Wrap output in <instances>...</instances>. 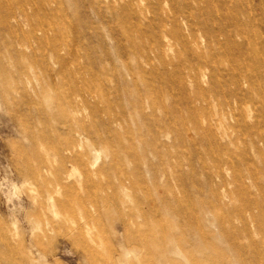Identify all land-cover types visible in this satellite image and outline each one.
<instances>
[{"label":"rangeland","instance_id":"rangeland-1","mask_svg":"<svg viewBox=\"0 0 264 264\" xmlns=\"http://www.w3.org/2000/svg\"><path fill=\"white\" fill-rule=\"evenodd\" d=\"M192 2L205 11L207 3ZM253 2L256 5L262 3L264 7V0ZM61 3L64 12L60 15V22L49 27V44L40 46L34 43L31 48L37 58L7 60L5 57L1 61L7 68L8 77L13 78V85L15 83L21 90L25 87L27 92L26 97L20 91L14 94L18 95L19 104L17 108H9L1 102L0 90V229L8 227L16 234L14 239L23 242L33 232H39L41 227L68 214L58 204L68 201L73 209V227L77 228L86 223L83 202L90 209L99 207L95 215L100 218L106 233L98 238L97 249L104 255L97 260L86 259L79 241L75 239L71 244L64 237L66 232L75 235L70 228H66L60 231L58 239L47 246L50 261L41 258L37 259L38 264H173L172 260L178 258H182L181 264H192L193 260L201 261L200 264H212L209 259L216 253H221L225 261L233 262L231 235L234 226L241 227L234 215L238 216L245 203L256 197L258 192L253 181H247L244 192L235 191L234 185L227 183L231 180L228 175H218L215 163L220 156L225 160L235 155L246 165L248 159L253 158V152L246 148L251 146V141L259 140L257 134L247 135L245 131L232 130V119L229 115L224 117L219 107L215 106L211 108L213 116L210 123L216 138L212 144L208 142L210 140L205 136L206 132L200 129L204 126L202 113H195L189 104V99L198 90L192 78L194 68L198 66L196 52L201 50H190L185 42L176 41L170 26L169 34L162 33L161 25L170 15L164 0H153L146 5L127 1L124 5L123 0H61ZM101 6L105 7L99 13L97 9ZM135 8L142 13L134 11ZM258 14L262 15L260 11ZM38 16L32 14L29 24L24 26L26 37L32 33L42 34L41 22L47 15L40 13ZM72 21L80 23L83 37L81 41L72 42L62 50L65 45L63 40L74 36L70 27ZM213 24L210 26L213 27ZM261 28L264 30V27ZM184 33L189 35L188 32ZM203 36H198L201 48L205 47ZM2 43L4 41L0 38V55H6L8 53L5 54ZM78 45H85L91 53L84 70L89 73L96 71L105 77L106 85L103 88L107 90L101 91L99 122L103 125L114 117L113 129L124 144V149L118 153L121 158L118 161L101 149L94 152L95 148L85 140L83 148L89 152L86 162L95 161L93 169L106 168L104 174L92 176L91 183L87 182L78 166L71 167L66 154L60 150L66 132L59 110L60 98L68 88L69 71L66 67L54 65L53 73H48L42 67L44 61L52 62L55 54H61L69 63V69L76 70L71 61L78 52ZM140 53L146 56V60H137L136 54ZM203 55L210 61L216 60L218 56L211 50L203 52ZM138 61L147 70L143 77L138 74L134 80L125 65L129 63L134 67ZM201 86L208 88L207 80ZM57 91L60 92L58 95ZM140 91L151 96L150 102L160 96L165 109L158 111L156 117L148 116L145 120L134 104L135 96ZM28 103H31V107ZM146 112L151 114V111ZM157 128L166 132L156 140L159 142V155H154L151 150L155 139L154 130ZM260 130H264V127ZM189 141L196 142L193 144ZM109 142L116 145L115 141ZM142 157L153 162L155 170L165 174L157 188L159 194L172 189L182 199L185 208L180 210L176 205L163 208L164 204L158 202L160 213L150 211L148 216L146 211L155 206L154 202L147 200L141 186L135 189L126 180L128 190L118 197L127 210L133 213V220L142 224L141 231L146 232L148 226L153 227V219H156L170 229L169 234L173 238L167 240L163 234L155 233L159 243L145 240L138 245H123V255L125 252L130 254L127 259L125 255L122 259L117 254L110 253L108 256L106 252H111L113 246H121L115 240V232L123 234L118 227L122 217L120 210L108 197L114 196L117 186L125 181V175L121 174L119 168L125 174L132 173L134 163ZM164 159L171 166L163 168ZM176 164L180 168H176ZM34 167H48L50 170L40 180L22 174ZM63 167L68 172L60 182L58 171ZM142 171L150 182L146 167ZM244 172L248 170L244 169ZM177 175L181 179L180 183L175 180ZM182 184L183 190L180 189ZM43 186L54 192L53 199L42 195ZM215 193H219L218 197ZM219 204L223 205V210ZM202 207L212 208L215 217L219 214L233 216L228 222L215 221L214 225L203 220L201 223L211 233L210 238L204 241L190 231L192 228L181 214ZM261 211L264 212V205ZM257 214L261 215L260 212ZM213 215H210V219H215ZM175 245L181 248L180 251L175 250Z\"/></svg>","mask_w":264,"mask_h":264},{"label":"bare ground","instance_id":"bare-ground-1","mask_svg":"<svg viewBox=\"0 0 264 264\" xmlns=\"http://www.w3.org/2000/svg\"><path fill=\"white\" fill-rule=\"evenodd\" d=\"M123 1H125L124 5L127 3H144L146 5L153 0ZM155 1L159 2V0ZM164 1L169 7L170 12H168L170 15L161 25L162 33L167 34L170 26L172 36L176 41L185 42L190 50L191 48L201 50L199 53L196 52L198 66H195L192 78L198 90L189 99V104L195 113H202L204 126H201L200 129L206 132L205 136L210 140L208 142L212 144L216 138V134L213 133V126L210 123L213 116L211 108L215 106L219 107L224 117L229 115L232 119V130L245 131L247 135L256 133L257 138H259L258 141H251V146L246 148L247 151L250 149L253 152V158L248 159L246 165L242 164L241 160L235 155H231L225 160L222 156L217 158L215 168L218 175H228L231 180L227 183L234 185L235 191L244 192L247 181H253L258 194L245 203L243 211L237 213L238 216L234 215V218L238 219L241 224V227L234 226L235 229L231 235L234 261H225L221 253H216L217 255L209 260L212 264H264V212L261 211L264 205V130H260L261 127H264V30L261 28L264 27L263 4L256 5L253 2L254 0H196L207 3L205 11H203L200 6L193 4L192 0ZM104 7H99L97 11L101 13ZM134 11L139 12L136 8ZM258 11L262 15H259ZM63 12L64 8L61 0H0V38L4 41L2 47L5 49V54L8 53L0 55V90L2 92V100H0L7 107L17 108L19 104L17 102L18 95L14 94H18L20 91L26 97L27 91L25 87L21 90L20 87L15 86V83L13 85V78L8 77L7 68L5 69V65L1 61L5 57L7 60H21L25 57L37 58L32 53L33 44L38 43L40 46L49 44L50 39L47 35L49 27L60 22V15ZM40 13L47 15V18L42 19L41 22L43 24L42 34L32 33V35L26 37L23 32L24 26L29 24L32 14L40 16ZM211 21L214 23L213 27L210 26ZM80 26L78 21L70 22L74 36L72 38L66 37L63 40L65 45L62 50H65L67 45L72 42L81 41L83 34L80 32ZM184 32H188L189 35H185ZM200 34L204 35V48H201L198 43ZM28 49L31 50V53H28L30 50L26 52ZM208 50L218 54L216 60L210 61L203 55V52ZM90 54V50L85 45L84 47L78 45V52L71 61L76 70L69 69V63L61 54H55V57L51 59L52 62L44 61L42 63L43 69L48 73H53L54 65L66 67L65 69L69 71V85L60 98L61 121L66 128L65 135L61 140L64 143L61 145L60 150L66 154L65 156L72 164V168L78 166L82 170L88 183H91L92 176L104 174L106 168L93 169L95 161L86 162L89 152L83 148L85 140H88L86 142L95 148L93 149L94 152H96V149H101L118 161L121 159L118 153L124 149L123 142L117 138L115 129H113L115 118H109L103 125L99 122L98 116L100 102L102 101L101 91L107 90V88H103L106 85L105 77L99 72L91 71L89 73L84 70L85 64L90 61ZM136 56L139 61L146 60V56L141 55V53L136 54ZM139 61L134 67L129 63L125 65L126 71L134 80L138 74L142 77L146 74L147 69ZM1 67H4V69H1ZM20 80L23 81V79ZM205 80H207L208 88H202L201 86ZM145 91H140L135 96L134 104L137 112L147 120L148 116L153 117L158 111L162 112L165 109V104L160 96L154 97L150 102L151 96L144 95ZM59 93L57 91V95ZM28 104L31 107V103ZM147 110L151 111V114L148 115ZM165 132L166 130L162 128L154 130L155 139L151 150L154 155H159V142L156 140L162 137ZM109 141H115L116 145ZM189 142L195 144L196 141ZM166 166L171 165L164 159L162 167L165 168ZM174 166L180 168L179 164ZM144 167H146V175L151 177L150 182L146 180L145 172L142 171ZM155 168L153 162H150L146 157H142L134 163L132 173L125 174L119 168L121 174L125 175V181L117 186L116 194L108 198L120 210L122 217H120L118 227L123 231V234L120 235L118 231L115 232V240L117 239L121 246H113L111 252H106L108 256H110V253L117 254L119 259H122L124 257L123 245H138L145 240L159 243L155 233L163 234V238L165 237L167 240L173 238L169 234L170 229L165 228V224L156 219H153V227L148 226L146 232L141 231L140 225L142 224L133 220V213L131 210H127L118 197L119 194L124 195L127 192V180L129 185L135 189L141 186L146 192L147 200L154 202L155 206L146 211L148 216L150 211L154 214L160 213L158 202L164 204L163 208L175 205L180 207V210L185 208L182 199L172 189L159 194L157 188L162 183L165 174L155 170ZM244 169H247L248 172H244ZM49 170L48 167H34L22 174L40 180L44 177V173ZM67 172L68 170L64 167L58 171L60 182L65 179L64 176ZM175 180L178 183L181 181L178 175ZM183 188L182 184L180 189L183 190ZM53 193L46 186L42 187L43 196L53 199ZM215 195L218 197L219 193H215ZM81 203L86 223L77 228L73 227V209L70 201L58 202L59 206L68 214L63 215L56 222H50L41 227L39 232H33L23 242H17V239H14L16 234L8 227H2L0 229V264H38L37 259L41 258L49 262L50 255L47 246L56 238L58 239L60 231L66 228H70L75 235L66 232L67 235L64 237L68 238L71 244L77 239L86 259L97 260L99 256H103L104 253L97 249L98 238L106 233L100 218L95 215L96 211L99 212V207L90 209L88 205ZM219 208L223 210V205L219 204ZM213 212L212 208L202 207L190 213L184 212L181 214H183L186 223L190 225L189 227L192 228L190 231L198 234L204 241V239L210 238L211 233L201 223L203 220H207V224L214 225L215 221L225 223L233 217L226 214H219L215 217L212 214ZM257 212H260L261 215H258ZM210 215H213L215 219H210ZM149 221L150 217L147 222L149 223ZM180 249L178 245H175L177 252ZM183 257L185 258V255ZM181 260L182 258H178L176 261L172 260V263L181 264ZM200 263L201 261L196 260L192 262V264Z\"/></svg>","mask_w":264,"mask_h":264},{"label":"clouds","instance_id":"clouds-1","mask_svg":"<svg viewBox=\"0 0 264 264\" xmlns=\"http://www.w3.org/2000/svg\"><path fill=\"white\" fill-rule=\"evenodd\" d=\"M125 259H127V257L130 255L129 253L125 252Z\"/></svg>","mask_w":264,"mask_h":264}]
</instances>
